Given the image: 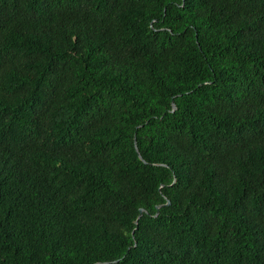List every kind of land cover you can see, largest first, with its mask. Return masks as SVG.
I'll return each mask as SVG.
<instances>
[{
  "label": "trees",
  "instance_id": "1",
  "mask_svg": "<svg viewBox=\"0 0 264 264\" xmlns=\"http://www.w3.org/2000/svg\"><path fill=\"white\" fill-rule=\"evenodd\" d=\"M100 262L264 264V0H0V264Z\"/></svg>",
  "mask_w": 264,
  "mask_h": 264
},
{
  "label": "water",
  "instance_id": "2",
  "mask_svg": "<svg viewBox=\"0 0 264 264\" xmlns=\"http://www.w3.org/2000/svg\"><path fill=\"white\" fill-rule=\"evenodd\" d=\"M176 108H177V106H176L175 102H173V110H175ZM135 144H136V149H137V151H138V154H139L140 158L143 159V160L146 162V160L143 158V156H142V154H141V152H140V150H139V147H138V145H137V139H136V137H135ZM167 203L169 204L170 201H168ZM161 206H163V205H158V208L161 207ZM144 212H147V210H146L145 208H141V209H140L139 218L143 215ZM158 212H159V211H158ZM158 212H157L156 215H158ZM105 263H108V262H100V264H105Z\"/></svg>",
  "mask_w": 264,
  "mask_h": 264
}]
</instances>
